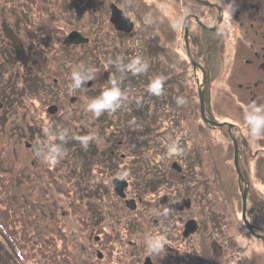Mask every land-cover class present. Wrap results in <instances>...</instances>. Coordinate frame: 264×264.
I'll use <instances>...</instances> for the list:
<instances>
[{
    "label": "rangeland",
    "instance_id": "obj_1",
    "mask_svg": "<svg viewBox=\"0 0 264 264\" xmlns=\"http://www.w3.org/2000/svg\"><path fill=\"white\" fill-rule=\"evenodd\" d=\"M111 1L117 2L127 16L129 4H135V13L131 17L136 22V28L130 35L117 30L113 22L115 19L111 16ZM189 1L171 0L173 12L189 7ZM156 4L157 0H0V207L2 211L8 210L10 213L20 207L22 212L16 211L18 224L23 228L36 225L33 230L39 233L37 239L45 241V236L50 237L48 249L54 251L55 245L59 246L65 240L75 264L142 263V256L150 253L146 247L147 238L143 236L152 231L146 226H151L150 212L153 207L144 208L147 201L151 202L150 193L143 188L145 179L142 168H147L148 162L150 167L159 168L150 175L156 184H168L172 192L179 191L181 197L186 193L192 197L191 214L188 211L184 213L196 218L200 227L207 222L206 212L201 206L210 204L213 219L222 224L218 231L215 223L212 229V235L215 236L206 233L210 230L209 226L201 232L208 253L211 251V240L218 238L226 246L236 247V236L239 235L242 239L241 264H264V239L252 235L249 223L246 221L242 226L244 220L241 219H249V212L246 214V211H242V206L247 205L242 202L245 191H248L250 218L259 229L264 230V138L253 139L248 135L243 114L236 109L218 105L221 108L210 115L206 113L203 108L205 101L201 98L202 95L204 97L202 86L196 88L194 85L192 65L187 67L185 63H176L174 57V51H179L184 56L181 58L187 61L184 45L186 31L189 33L190 30L187 15L184 27L175 31L169 28L168 21L152 27L143 25V13L155 9ZM83 7L85 12L81 10ZM22 14L28 19L35 18V22L52 20L56 23L57 32L52 31V34H58L53 37L55 40L50 41L51 44L42 41L39 47L32 44L33 37L22 23ZM88 18L92 20L91 26H87L90 25ZM82 25H85L84 29ZM227 27L229 25L225 24L220 31L225 37H230L231 42V31ZM236 28L242 32L240 27ZM60 29H63L62 37ZM73 29L96 37L87 45L73 46L68 43L64 49L58 47V43ZM144 30L156 38L157 54L148 47ZM220 31L212 33V38H221ZM177 39H180L181 45H177ZM247 43L243 39L242 44L248 49ZM117 55L123 56L125 63L135 55H146L144 58L147 60L148 55L155 57L156 62L159 60L158 63L148 60V73L141 76L128 73L123 80L122 87L132 89L134 97L144 104L142 111L145 116L134 109V106L137 108L134 102L127 109L115 114L105 113L99 119H94L85 111V101L98 95L99 87L88 88L86 85L87 90L73 91L70 73L82 63L95 66L100 73L93 83L104 84L110 73L117 77L121 75L114 65H108V60H115ZM168 59L174 63H167ZM225 64L227 71L230 70L228 63ZM179 68L191 69L185 78L187 84H183L186 89L183 94L187 99L186 109L182 106L180 114L176 111L173 91V77ZM59 69L62 70V76L55 73ZM225 69L221 73L224 74L222 78L216 79L214 74L211 97H216L217 101L223 91L221 87L227 89ZM155 74L170 76L165 84V95L159 98L150 96L144 87ZM56 77H63L69 83L51 87ZM196 89L195 100L193 93ZM134 115H137V123L129 124ZM225 119L228 121L221 125L213 124ZM231 120L239 124L237 128L230 123ZM45 128L53 131L67 128L70 132L66 144L67 155L55 165L45 163L35 155L37 147L59 142L53 135L46 136L43 133ZM90 133L95 134L96 139L87 147L73 138ZM28 134L34 138L29 143ZM174 139H178L183 149L184 163L180 173L173 167L177 157L167 152V145ZM239 140H243L244 169L242 162L239 165L246 179L238 175L233 159L236 147L239 155ZM160 169H165L167 173L161 174L163 172ZM119 176L123 178L119 179ZM177 178H180V182ZM129 183L132 189H129ZM119 186L123 194L127 191L131 192L132 197H141L142 205L138 212L129 211V206L119 198L122 195ZM156 188L149 187L152 191H156ZM252 189L255 195L250 193ZM82 209L94 211L101 227L117 233L121 238L116 243L108 242L112 252L110 255L105 251L103 260L99 261L96 254L89 251L96 247L89 236L90 232L79 221ZM163 210L158 211V214L165 218L163 228L172 241L170 244L166 242V246L175 248L172 244L180 243L181 236L172 229L174 225L169 220L172 212L167 209L169 214L165 217L160 214ZM187 214L186 217H189ZM32 216L36 219L37 216L41 217L42 220L32 219ZM49 224L56 227L63 224L67 233L60 236L56 232H49ZM225 235L231 238H221ZM0 240V245H5L6 254L13 257L9 244L1 237ZM189 242L196 245L194 240ZM127 250L132 253V258L125 254ZM162 252L175 257V251L165 246ZM164 261L161 259V263Z\"/></svg>",
    "mask_w": 264,
    "mask_h": 264
},
{
    "label": "flooded vegetation",
    "instance_id": "obj_2",
    "mask_svg": "<svg viewBox=\"0 0 264 264\" xmlns=\"http://www.w3.org/2000/svg\"><path fill=\"white\" fill-rule=\"evenodd\" d=\"M230 2H232V0H222V2L221 0H190L187 2V5L193 9L190 10L186 17L187 24L190 26L188 38L186 39V37H184L185 51L187 49V56L185 59H187V61H184L181 58L182 55H180L179 51H174L176 53L174 56L176 63H185L187 67L188 65H192V70L194 73V85L196 88L197 86H202L201 89L204 93L205 101V106L203 108L206 110L208 115H210L213 111H216L217 108L221 107L233 108L243 114V109L248 103L256 100L258 97L264 98V0H234V10L231 14L223 5ZM208 3L209 5L207 6ZM220 13L222 14L221 19L219 18ZM216 22L219 23L215 25ZM225 24L229 25L227 30L231 31V42L229 41L230 37H225V35L222 34L223 32L220 31V29ZM236 27H240L243 33L240 32ZM155 31L157 32L156 29ZM217 31L221 32V38H217V36L212 38V33ZM144 33L148 47L154 54H157L158 42L156 38L151 37V34L148 31L145 32L144 30ZM254 35H257V37H254ZM180 37L183 42L182 35H180ZM243 39L248 42V49L245 46L246 43L242 44ZM176 41H178V39ZM176 43L177 45H181L180 39ZM241 45L242 47L240 48ZM228 51H231V53H228ZM145 56L146 55H144V57ZM147 57L151 63L155 58L148 55ZM154 62L156 61L154 60ZM170 62L174 63L173 60L168 59L167 63ZM225 63H228L230 70L227 71V65ZM224 67H226L225 72L227 73L225 81L227 89H224L223 86L221 87V90L223 91H221L219 101H217L216 97H211V87L214 80V74H216V79L218 77H223L224 74L221 73L224 71ZM190 70L191 69L181 70L180 68L175 70V76L173 77L174 97L181 95L183 96L185 93L186 89L184 88L183 84H187L185 78H187V73L191 72ZM168 76L169 75H167V77ZM175 77H177V79ZM198 77L202 80L200 81ZM197 90L198 89H196L193 93L195 100L197 99ZM225 101L228 102V104H226ZM183 108L186 109V105H184ZM176 111H179L180 114L181 107L176 105ZM224 121H228V119L221 120L219 122ZM230 123H233L236 126H234V128L238 127V123L234 122L233 120H231ZM233 131H235V129ZM240 140L239 161L243 164V140L242 142ZM234 157L233 159H235ZM174 160L173 167L177 170V172L180 173V167L184 163L183 156L181 155L179 158L177 157ZM155 169L159 168L150 167L148 162L147 168H142L144 173L143 179H145V181H143V188L145 191L149 192L151 196V202L147 201L144 208L147 209V206L153 207L152 212H150L151 226H146V228H150L152 231L146 232V238L149 235H163L166 238V242L170 244L171 240L169 239V234L165 232L163 228V219L165 218L160 217L158 214V211L161 212L163 209H168L170 212H172V214L169 216V220H171V217L174 216L177 217L179 221H184V225L181 230L173 227V231L176 230L175 232L178 233L181 236L180 238L185 241L194 240L196 245L193 244L192 247L188 248L186 252H178L177 254H173L175 257L171 259L165 255L164 252L159 253V255L150 252L145 255L147 256L146 259H151L153 264H157V261L166 259L167 257L169 259V263L167 264H179L184 259H189L188 264H231V261H238L239 258L242 260L241 257H239L241 255L240 250L242 249V239L239 236H236V247L230 245L226 246L217 237H212L217 239L210 241L209 247L211 251H209V253L206 251V245L203 242L204 235L201 232L207 230L209 226L210 230L206 233H211V236H215L212 235V229L217 222L213 219L214 215L212 213L213 211L211 210V207L209 206L210 204H206L203 207L201 206V208H204L206 212L205 220L207 222L202 224L200 227L199 222L194 217H186V213L182 214L183 212H189L192 210L193 206L191 203L186 207L184 204H182V207H178L175 204L177 201L180 202L181 200H184V198L180 197L179 191L173 194L175 198H173L169 193L167 198L163 200L162 197L161 201L159 200L158 194L164 191H169V186L168 184H156V181L150 178L152 171ZM160 170L163 172L161 174L167 173L165 169ZM243 176L245 179L247 178L245 173ZM177 179L178 181L180 180V178ZM128 186L129 189H132L130 183ZM150 186L157 187L156 191L150 190ZM251 192L252 195H255L254 189H252L250 193ZM126 195L128 198L125 200L134 199L137 202V207L139 209L142 205L141 197L140 199L137 196L136 198L132 197L130 196L131 192L127 193V191ZM242 204H245L244 198ZM246 206L247 205H244V207L242 206V211L246 210ZM93 212H91L90 209L85 210L84 220L88 225L100 224L99 217L95 212ZM248 212L250 213L249 210ZM221 218H224L223 212H221ZM192 219H195V221H191ZM189 222L191 228L187 227ZM243 223L245 224V222ZM252 223L255 225V222ZM221 224L222 223L217 222L218 231L221 230ZM188 231L189 234H187ZM221 238L228 240L231 238V236L225 235ZM165 247L170 249V247L168 248L166 245ZM232 255L236 257H233V260L230 258Z\"/></svg>",
    "mask_w": 264,
    "mask_h": 264
},
{
    "label": "clouds",
    "instance_id": "obj_3",
    "mask_svg": "<svg viewBox=\"0 0 264 264\" xmlns=\"http://www.w3.org/2000/svg\"><path fill=\"white\" fill-rule=\"evenodd\" d=\"M222 2V0H221ZM232 2L223 4L228 12L231 14L233 9ZM174 5L171 0H157L155 9L148 10L143 13L141 19L145 26L152 27L156 24L168 21L169 28L173 31L178 30L185 25V17L190 11V6L185 7L179 11L173 12ZM135 13V4H129V17ZM174 16V19L172 18ZM108 65H114L117 71L121 74L117 77L115 74L109 75L108 80L104 84L93 83L92 87H99V94L86 99L85 111L91 114L92 118L99 119L105 113L115 114L121 109H127L129 104H140V100L134 97L132 89L122 87L123 80L126 74L131 73L132 76H141L148 73L150 64L142 55H135L128 59L125 63L123 56L117 55L115 60L109 59ZM107 68V66H106ZM100 73L95 66H88L79 64L70 73V87L73 91L87 90L86 85L89 81H96ZM168 77L164 74L153 75L147 85L145 91L154 97H162L165 95V84ZM175 103L178 107L187 104V99L184 96L175 97ZM243 122L246 126L248 135L253 139L264 138V98L258 97L256 100L248 103L243 109ZM136 124L137 120L134 118L131 121ZM45 134L53 135L59 141L55 144L41 145L36 148L35 155L45 163L58 164L68 152L66 144L70 135L69 129L63 128L53 131L51 128L44 129ZM83 147L96 139L95 134H87L83 136H75ZM167 152L169 155L179 157L183 155V149L179 144L178 139L172 140L167 145ZM122 179V176L118 177ZM163 216H168V210L164 209ZM166 238L163 235H149L146 239V247L149 252L159 255L164 251L166 245Z\"/></svg>",
    "mask_w": 264,
    "mask_h": 264
},
{
    "label": "trees",
    "instance_id": "obj_4",
    "mask_svg": "<svg viewBox=\"0 0 264 264\" xmlns=\"http://www.w3.org/2000/svg\"><path fill=\"white\" fill-rule=\"evenodd\" d=\"M84 12H85V9H84ZM21 17H22L21 18L22 23L26 25V28L31 34V36L33 37V42L35 44L38 43L39 40H40L39 41L40 43L42 41H44L45 43H50V41L53 42L55 40V38L53 37L58 35L55 33L52 34V31L57 32V29H58L54 25L56 23L51 22L52 20H46L45 22H42V21L38 22L37 20V22H35L34 21L35 18L28 19L27 17H24L23 14ZM84 19L86 20L85 17ZM87 21L88 23L92 22L91 18H88ZM62 31L63 29H60L59 34L61 35V37H62ZM68 43H69L68 37L65 36V38L62 39V42L58 43V47L61 46L64 49L67 47L65 45ZM38 45L40 44L38 43ZM44 55L45 53L43 55L41 54V56H44ZM62 81H64V78L62 79ZM52 83L54 82L52 81L51 84ZM56 85L57 84H53L51 85V87H56ZM143 105L144 104H142V102L140 101L138 108L135 110L136 111L138 110L139 113H141V111L143 110ZM43 133H45L44 130H43ZM45 135L47 136V134ZM31 139H34V138L31 136V134H28V140H27L28 143L29 141H31ZM81 153L83 155L85 154L82 151ZM87 153L89 154L90 152L87 151ZM16 211L18 213H21L22 209L18 207L17 210L13 209L11 213L8 210H6V212L0 210V216L3 220L2 222L1 221L0 222L3 223L4 227L6 228L5 231H8V235L10 237L9 242H11L10 245L14 247V251L17 253V255L18 253L20 254V259L24 261V264H75L73 259L70 257V249L68 248V244H66L65 240H62L59 246L55 245L56 249L54 251L48 249L47 242H49L48 240H50V237L45 236L44 237L45 241L37 239L39 236V233L37 230H33V228L36 229L35 228L36 225L33 228L32 227L27 228V226L23 228L22 225L18 224L19 223L17 219L18 217H16L18 215ZM32 219H36V217L32 216ZM37 219L42 220L41 217H38V216H37ZM31 221L33 222V220ZM45 229H46V226H45ZM47 230L49 232L51 231L56 232V234L60 236H64L67 233L63 224L60 225L59 227L52 226L51 224H49ZM93 231H94L93 234H90L89 236H91V238L93 239V242L95 243V247L97 248L99 245L100 247H102V250L104 252L106 251L108 254H110L112 252V247H108V242H111L110 244H112V241L116 239L118 235L116 236V234H114L113 232L111 231L108 232L106 229L100 226L95 227ZM9 232H12V233L9 234ZM99 235H101V238H102L101 241H103V244L99 243L100 241H97L96 239V236H99ZM4 248H5L4 246L0 245V264H14L13 263L15 261L14 255H13V258L9 257L4 251ZM24 250L27 251V253H25ZM89 251L95 254V250L90 249ZM130 257L132 256L130 255Z\"/></svg>",
    "mask_w": 264,
    "mask_h": 264
},
{
    "label": "water",
    "instance_id": "obj_5",
    "mask_svg": "<svg viewBox=\"0 0 264 264\" xmlns=\"http://www.w3.org/2000/svg\"><path fill=\"white\" fill-rule=\"evenodd\" d=\"M111 7H112V12H113V14L115 15V17L117 18V20H118V22L120 23L121 27H122L123 29H126V30L132 28L133 23L130 21V19H129V18H125V17L122 15L121 10L118 9L114 4H112ZM70 36H71L72 41H74V42L86 41V39L83 38V37H82L78 32H76V31H75V32H72ZM187 38H188V32L186 31V39H187ZM201 98H202V100L204 99L203 95L201 96ZM203 107H204V106H203ZM213 124H214V125H221V123H218V122H217V123H216V122H213ZM237 159H238V154H237V147H236V167H237V170H238L239 174L242 176L241 171H240V168H239V165H238V161H237ZM118 189H119L120 193H121L122 195H124V194L121 192V191H122V187L119 186ZM245 197H246V195H245ZM245 197H244V199H246ZM249 228L252 229V226H251L250 224H249ZM258 236H260V237H264V235H258Z\"/></svg>",
    "mask_w": 264,
    "mask_h": 264
}]
</instances>
